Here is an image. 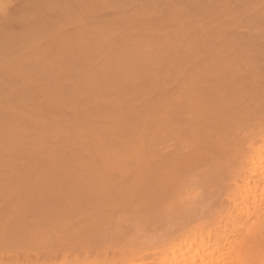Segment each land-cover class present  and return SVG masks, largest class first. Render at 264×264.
Instances as JSON below:
<instances>
[{
    "label": "bare ground",
    "instance_id": "obj_1",
    "mask_svg": "<svg viewBox=\"0 0 264 264\" xmlns=\"http://www.w3.org/2000/svg\"><path fill=\"white\" fill-rule=\"evenodd\" d=\"M0 264H264V0H0Z\"/></svg>",
    "mask_w": 264,
    "mask_h": 264
}]
</instances>
